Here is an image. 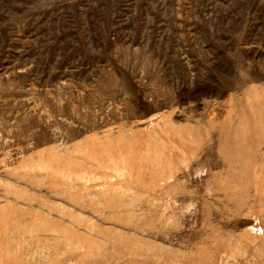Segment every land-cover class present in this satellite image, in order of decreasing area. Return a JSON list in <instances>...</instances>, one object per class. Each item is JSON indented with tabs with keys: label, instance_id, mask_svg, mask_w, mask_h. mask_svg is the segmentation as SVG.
<instances>
[{
	"label": "rangeland",
	"instance_id": "obj_1",
	"mask_svg": "<svg viewBox=\"0 0 264 264\" xmlns=\"http://www.w3.org/2000/svg\"><path fill=\"white\" fill-rule=\"evenodd\" d=\"M0 264H264V0H0Z\"/></svg>",
	"mask_w": 264,
	"mask_h": 264
}]
</instances>
